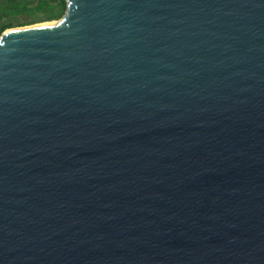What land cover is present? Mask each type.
<instances>
[{"label": "water", "instance_id": "1", "mask_svg": "<svg viewBox=\"0 0 264 264\" xmlns=\"http://www.w3.org/2000/svg\"><path fill=\"white\" fill-rule=\"evenodd\" d=\"M0 264H264V0L3 30Z\"/></svg>", "mask_w": 264, "mask_h": 264}, {"label": "rangeland", "instance_id": "2", "mask_svg": "<svg viewBox=\"0 0 264 264\" xmlns=\"http://www.w3.org/2000/svg\"><path fill=\"white\" fill-rule=\"evenodd\" d=\"M36 2L37 0H26V3L17 0L14 2L2 3L0 7V15L1 17L6 18L9 22L15 24V26L10 28L48 22L59 18L60 15L58 17L47 18L46 14L48 11L46 10L31 11L30 7H32Z\"/></svg>", "mask_w": 264, "mask_h": 264}, {"label": "trees", "instance_id": "3", "mask_svg": "<svg viewBox=\"0 0 264 264\" xmlns=\"http://www.w3.org/2000/svg\"><path fill=\"white\" fill-rule=\"evenodd\" d=\"M14 1L17 0H5V1L0 0V7L2 3L14 2ZM20 1L26 3V0H20ZM65 8H66V0H37V2L32 7H30V10L31 11L46 10L48 11V13L46 14L47 18H53V17H58L59 15L61 16L64 13ZM13 26H15L14 23L9 22L6 18L1 17L0 15V33L4 29Z\"/></svg>", "mask_w": 264, "mask_h": 264}]
</instances>
